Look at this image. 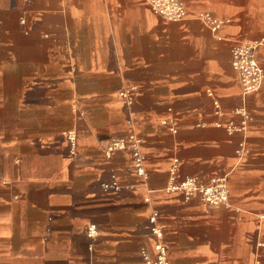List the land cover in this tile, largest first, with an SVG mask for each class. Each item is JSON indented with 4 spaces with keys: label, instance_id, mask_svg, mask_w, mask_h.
Returning a JSON list of instances; mask_svg holds the SVG:
<instances>
[{
    "label": "crops",
    "instance_id": "1",
    "mask_svg": "<svg viewBox=\"0 0 264 264\" xmlns=\"http://www.w3.org/2000/svg\"><path fill=\"white\" fill-rule=\"evenodd\" d=\"M183 2L171 21L145 0H0V264H141L156 225L172 264H264V84L243 94L230 54L264 37V0ZM128 133L146 177L105 156ZM222 175L226 205L168 190Z\"/></svg>",
    "mask_w": 264,
    "mask_h": 264
},
{
    "label": "built area",
    "instance_id": "2",
    "mask_svg": "<svg viewBox=\"0 0 264 264\" xmlns=\"http://www.w3.org/2000/svg\"><path fill=\"white\" fill-rule=\"evenodd\" d=\"M151 10L163 18L171 21L186 19L188 12L183 0H145ZM204 25L211 31H216L224 21L209 11H202L196 15ZM264 43V37L259 39L235 40L231 46V66L237 74L243 94H248L258 90L264 84V66L257 58V49ZM218 108V105H215ZM243 115V126L245 119H249V114L243 109L238 110ZM171 130L176 131L172 125ZM230 130L235 129L234 125L227 127ZM238 128V127H237ZM244 128V127H241ZM69 142L70 151L73 153L76 146V134L74 131L66 133ZM128 149L132 154L133 167L139 176L146 177L145 156L141 149V139L136 133L112 138L106 148L105 156L109 157L116 150ZM245 151L243 143H240L237 153L241 155ZM168 190H181L186 199L193 195H198L200 200L206 204L219 205L228 204V186L226 175L213 177L208 183H201L195 176L185 177L183 180L169 185ZM157 213L153 211L149 220L156 222ZM90 232H95V227H90ZM152 234L155 236L153 252L147 248L140 250L142 258L141 264H172L167 257V248L162 241V229L159 226H153Z\"/></svg>",
    "mask_w": 264,
    "mask_h": 264
}]
</instances>
